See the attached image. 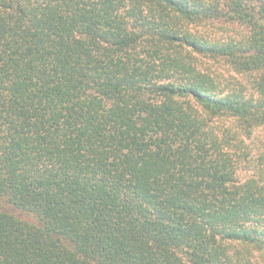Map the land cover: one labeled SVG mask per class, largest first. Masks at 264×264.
I'll return each mask as SVG.
<instances>
[{
    "label": "trees",
    "instance_id": "1",
    "mask_svg": "<svg viewBox=\"0 0 264 264\" xmlns=\"http://www.w3.org/2000/svg\"><path fill=\"white\" fill-rule=\"evenodd\" d=\"M261 130L264 0H0V264H264Z\"/></svg>",
    "mask_w": 264,
    "mask_h": 264
},
{
    "label": "rangeland",
    "instance_id": "2",
    "mask_svg": "<svg viewBox=\"0 0 264 264\" xmlns=\"http://www.w3.org/2000/svg\"><path fill=\"white\" fill-rule=\"evenodd\" d=\"M252 147L254 148V151L252 152V156H256V158H258L260 157V155L264 154V130H261L259 133H257L254 143L252 144ZM258 162L259 161L257 159L255 164H257ZM253 172L254 170L240 171V177L242 179H245L246 176L253 174ZM0 205H4V203L0 201Z\"/></svg>",
    "mask_w": 264,
    "mask_h": 264
}]
</instances>
